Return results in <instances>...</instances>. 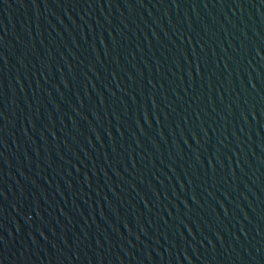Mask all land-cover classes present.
Instances as JSON below:
<instances>
[{
	"label": "water",
	"instance_id": "obj_1",
	"mask_svg": "<svg viewBox=\"0 0 264 264\" xmlns=\"http://www.w3.org/2000/svg\"><path fill=\"white\" fill-rule=\"evenodd\" d=\"M0 264H264V0H0Z\"/></svg>",
	"mask_w": 264,
	"mask_h": 264
}]
</instances>
